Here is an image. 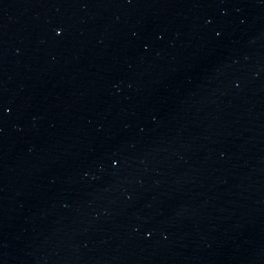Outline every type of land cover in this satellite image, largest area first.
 Listing matches in <instances>:
<instances>
[{
    "label": "water",
    "instance_id": "1",
    "mask_svg": "<svg viewBox=\"0 0 264 264\" xmlns=\"http://www.w3.org/2000/svg\"><path fill=\"white\" fill-rule=\"evenodd\" d=\"M0 264H264V0H0Z\"/></svg>",
    "mask_w": 264,
    "mask_h": 264
}]
</instances>
